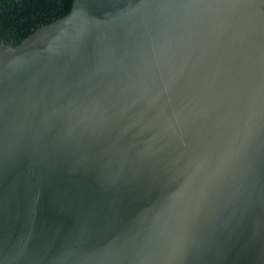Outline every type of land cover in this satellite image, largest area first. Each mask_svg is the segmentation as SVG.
Wrapping results in <instances>:
<instances>
[{
    "label": "water",
    "instance_id": "water-1",
    "mask_svg": "<svg viewBox=\"0 0 264 264\" xmlns=\"http://www.w3.org/2000/svg\"><path fill=\"white\" fill-rule=\"evenodd\" d=\"M0 38V264H264V0Z\"/></svg>",
    "mask_w": 264,
    "mask_h": 264
},
{
    "label": "trees",
    "instance_id": "trees-1",
    "mask_svg": "<svg viewBox=\"0 0 264 264\" xmlns=\"http://www.w3.org/2000/svg\"><path fill=\"white\" fill-rule=\"evenodd\" d=\"M73 2L74 0H0V35L19 44L36 28L66 15ZM2 44L0 38V46Z\"/></svg>",
    "mask_w": 264,
    "mask_h": 264
}]
</instances>
